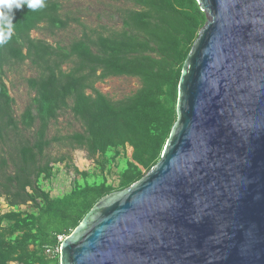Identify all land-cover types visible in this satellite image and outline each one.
I'll use <instances>...</instances> for the list:
<instances>
[{
  "label": "trees",
  "instance_id": "obj_1",
  "mask_svg": "<svg viewBox=\"0 0 264 264\" xmlns=\"http://www.w3.org/2000/svg\"><path fill=\"white\" fill-rule=\"evenodd\" d=\"M127 1L112 28L84 25L62 12V0L15 10L14 34L0 45V198L9 207L0 211V264H60L63 238L92 206L139 180L161 156L176 120L182 66L206 14L196 0ZM70 23L82 33L68 43L30 35L42 29L55 36ZM26 61L35 69L25 79L33 95L16 116L5 79ZM110 77L135 78L139 87L111 99L94 86ZM66 112L80 130L49 137ZM55 143L85 150L94 168L79 171L67 156H48ZM56 162L78 178L69 191L51 196L42 182L52 178Z\"/></svg>",
  "mask_w": 264,
  "mask_h": 264
},
{
  "label": "water",
  "instance_id": "obj_2",
  "mask_svg": "<svg viewBox=\"0 0 264 264\" xmlns=\"http://www.w3.org/2000/svg\"><path fill=\"white\" fill-rule=\"evenodd\" d=\"M196 1L159 160L92 206L60 264H264V0Z\"/></svg>",
  "mask_w": 264,
  "mask_h": 264
},
{
  "label": "rangeland",
  "instance_id": "obj_3",
  "mask_svg": "<svg viewBox=\"0 0 264 264\" xmlns=\"http://www.w3.org/2000/svg\"><path fill=\"white\" fill-rule=\"evenodd\" d=\"M62 12H67L71 17L78 18L84 25L90 28H97L104 24L108 28L117 27L119 25L117 17V9L129 7L127 0H62ZM82 33V27L79 24L70 23L69 27L55 33V36L49 35L45 30H32L30 35L34 38H42L50 43L56 41L68 43L73 38L79 37ZM35 75V69L31 67L28 61L14 65L7 72L5 83L7 85L10 96L14 99V113L18 116L29 98L33 95L29 91L25 79ZM95 88L111 99H119L135 91L139 87V82L135 78L127 77H110L103 82H97ZM73 130H80L79 123L66 112L61 114L48 131L51 137L57 134H66ZM1 146V145H0ZM1 149V147H0ZM126 156L131 154V147L126 148ZM48 156L60 157L67 156L72 166L79 171H90L94 168V163L86 156L83 149H71L67 144L55 143L48 149ZM65 162H56L53 168V175L50 180H43V187L50 192L51 196L62 195L69 191L72 186L73 178H78L71 167H66ZM113 169V168H112ZM115 169L111 175H108V181L111 182L115 178ZM25 206H20L23 209ZM3 198H0V211H8Z\"/></svg>",
  "mask_w": 264,
  "mask_h": 264
},
{
  "label": "clouds",
  "instance_id": "obj_4",
  "mask_svg": "<svg viewBox=\"0 0 264 264\" xmlns=\"http://www.w3.org/2000/svg\"><path fill=\"white\" fill-rule=\"evenodd\" d=\"M37 10L45 7L44 0H0V45L6 44L14 34L15 10L24 7Z\"/></svg>",
  "mask_w": 264,
  "mask_h": 264
}]
</instances>
